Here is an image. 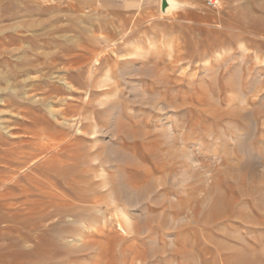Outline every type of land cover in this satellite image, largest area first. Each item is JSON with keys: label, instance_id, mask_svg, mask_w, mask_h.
I'll return each instance as SVG.
<instances>
[{"label": "rangeland", "instance_id": "374dc122", "mask_svg": "<svg viewBox=\"0 0 264 264\" xmlns=\"http://www.w3.org/2000/svg\"><path fill=\"white\" fill-rule=\"evenodd\" d=\"M160 1L0 0V264H264V0Z\"/></svg>", "mask_w": 264, "mask_h": 264}, {"label": "bare ground", "instance_id": "6f19581e", "mask_svg": "<svg viewBox=\"0 0 264 264\" xmlns=\"http://www.w3.org/2000/svg\"><path fill=\"white\" fill-rule=\"evenodd\" d=\"M169 1H171V0H169ZM50 89H46L43 93L44 94H50V92H51ZM7 106H9V107L16 106V108L18 107L17 108V110H18L17 114L20 117V119H12L9 122L10 125L16 126V127H14V129H16V131H14L12 133H19L20 131L26 130L25 127L28 126L30 123H33L34 120H32V117H30L32 107H30V109H21L20 108L21 103L15 102L12 100L7 103ZM47 122H49V121H47ZM47 124L46 123L42 124V127L40 129H36V131L31 132L30 138L28 137L27 139L24 140V142H28L31 139L30 140L31 142H29L30 144L27 143L28 144V146H27L28 150H27V148H23V149H20L17 151L15 150L12 153V155H15V157L12 159H1L0 158V197L3 196V191L5 189H7L8 187L19 186V184L21 183L20 181L23 180L24 177H26L27 174L30 173V171H34L35 168H38L41 164L47 165L46 169L54 171V172L60 171L59 168H62L63 167L62 164H65L64 161H62V160L60 161V159H58L57 155L63 149H65L64 147L66 144L60 143V141H61L60 137L56 136V135H54V133H51L48 131V127H49L48 125H50V124H48V125ZM1 132L2 131L0 130V144L7 142L6 139L3 136H1ZM66 139H69V138H66ZM27 144H25V145H27ZM2 155H3V153H2ZM38 156L42 157L41 158L42 160L40 159L41 161H39V163H38L39 159H37ZM18 167H21V168L25 167L26 171L19 172L20 171L19 170V171H17L18 174L15 177H10L13 172H16V168H18ZM102 177L104 178V176H102ZM45 180H46V178H45ZM36 183H39V182L36 180H33V184H36ZM49 183L53 186L56 185V182H49ZM95 183H96V181H93V184H95ZM128 185L131 189H139L141 187V185L139 186V182H137V181L135 182V181H131V180L128 181ZM115 190H116V188H114V186H110L108 188V190H106V193L107 192L113 193ZM11 191H12V188H11ZM106 195L109 196L108 194H106ZM64 197H65V195H64ZM93 198L94 197L92 196L91 198H87L84 200L79 199L78 202H74V201L69 200L66 197V198L62 199V201L59 203V205L61 207L62 206H64V207L75 206V205H79L77 203L90 202L93 200ZM54 203H56V202H54ZM112 203L113 204L111 206H109L110 207L109 209L114 212V215H116L115 218L117 219L119 217V214H121L122 207L118 203H115V202H112Z\"/></svg>", "mask_w": 264, "mask_h": 264}, {"label": "water", "instance_id": "95a60500", "mask_svg": "<svg viewBox=\"0 0 264 264\" xmlns=\"http://www.w3.org/2000/svg\"><path fill=\"white\" fill-rule=\"evenodd\" d=\"M174 4L175 3L173 1L161 0L160 1L161 11L162 12H166L167 10L171 9L172 7H174Z\"/></svg>", "mask_w": 264, "mask_h": 264}, {"label": "built area", "instance_id": "2783aa9c", "mask_svg": "<svg viewBox=\"0 0 264 264\" xmlns=\"http://www.w3.org/2000/svg\"><path fill=\"white\" fill-rule=\"evenodd\" d=\"M209 6L215 7L217 5V0H206Z\"/></svg>", "mask_w": 264, "mask_h": 264}]
</instances>
